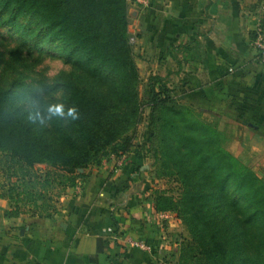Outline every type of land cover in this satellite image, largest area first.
I'll use <instances>...</instances> for the list:
<instances>
[{"label":"trees","instance_id":"trees-1","mask_svg":"<svg viewBox=\"0 0 264 264\" xmlns=\"http://www.w3.org/2000/svg\"><path fill=\"white\" fill-rule=\"evenodd\" d=\"M19 17L57 42L64 62L83 77L64 76L41 89L15 69L17 58L0 71L13 73L7 82L0 78V155L8 157L0 197L10 217L24 210L50 217L64 191L84 178L80 169L130 151L141 106L138 67L127 0H0V25ZM148 86V151L155 158L162 153L180 175L179 193L155 190L153 206L176 213L189 233L176 238L175 264H264V181L221 146L217 129L161 77L150 76ZM33 97L75 105L81 118L39 127L26 118Z\"/></svg>","mask_w":264,"mask_h":264},{"label":"crops","instance_id":"crops-1","mask_svg":"<svg viewBox=\"0 0 264 264\" xmlns=\"http://www.w3.org/2000/svg\"><path fill=\"white\" fill-rule=\"evenodd\" d=\"M127 3L141 64L201 112L236 107V128L253 130L243 137L264 147V65L251 47L255 18L264 25V0ZM120 158L80 169L84 178L50 217L27 210L10 217L0 197V264H175L178 220L158 218L143 158L132 151Z\"/></svg>","mask_w":264,"mask_h":264},{"label":"rangeland","instance_id":"rangeland-1","mask_svg":"<svg viewBox=\"0 0 264 264\" xmlns=\"http://www.w3.org/2000/svg\"><path fill=\"white\" fill-rule=\"evenodd\" d=\"M133 35L130 32L129 43L132 48L133 58L138 67L137 89L141 106L139 119L134 128L129 132L132 137L130 151L134 153L138 151L143 156V162L146 167L142 170V176L146 179L147 186L153 192L165 188L170 189L173 195H177L180 188V181L178 180L180 179V175L176 174V166L172 164L166 165L165 161H162L164 160L162 153L161 155L159 153L155 158L153 153L148 151L149 133L146 127L149 111L146 105L149 96L148 79L150 76L156 74H153L154 70L150 65H147L148 63L141 64L140 60L142 58L135 49L136 44L133 40ZM61 54L60 45L35 30L33 22L27 17L17 18L13 25H0V56L2 58L0 71L5 62H9L12 58H17L18 61L13 63L15 69L21 71L26 76V82L32 86H40L41 88L42 85L53 83L64 76L76 79L83 78L81 73L75 70L71 64L64 62ZM12 74V72L8 71L6 74L0 75L2 82H7L12 77ZM163 82L167 83L165 80ZM186 104L192 105L205 122L217 129L221 141L220 144L227 152L232 154L253 171L258 178L264 181V147H260L261 145L259 144L257 146L254 145L249 136L248 139L250 140L243 137L242 133L254 134L253 130L236 128V107L224 106L222 112L211 113L199 111L192 103L186 102ZM26 107H29V105H26ZM7 163L8 157L0 155V185L4 182L3 173ZM38 169L42 170L43 166L39 165ZM166 169L170 171L169 175L165 174ZM173 217L178 221L177 230L171 235L172 240L176 241L178 234V240L188 238L189 233L180 218L177 217L176 213H173Z\"/></svg>","mask_w":264,"mask_h":264},{"label":"clouds","instance_id":"clouds-1","mask_svg":"<svg viewBox=\"0 0 264 264\" xmlns=\"http://www.w3.org/2000/svg\"><path fill=\"white\" fill-rule=\"evenodd\" d=\"M31 107L32 110L26 114L27 120L42 128L51 127L54 119L77 121L81 118L77 106L68 105L60 100L52 102L49 97L44 98L43 102L33 97Z\"/></svg>","mask_w":264,"mask_h":264},{"label":"built area","instance_id":"built-area-1","mask_svg":"<svg viewBox=\"0 0 264 264\" xmlns=\"http://www.w3.org/2000/svg\"><path fill=\"white\" fill-rule=\"evenodd\" d=\"M143 4H146L148 0H137ZM251 47L257 54V61L259 64L264 65V25L262 17L255 18V24L253 27V37L251 38ZM230 70V69H229ZM125 154L120 155V161L123 160ZM171 212H157V216L160 220L172 219Z\"/></svg>","mask_w":264,"mask_h":264}]
</instances>
